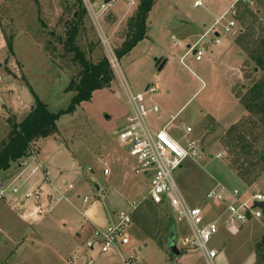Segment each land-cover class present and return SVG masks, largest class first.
<instances>
[{"label":"rangeland","instance_id":"obj_1","mask_svg":"<svg viewBox=\"0 0 264 264\" xmlns=\"http://www.w3.org/2000/svg\"><path fill=\"white\" fill-rule=\"evenodd\" d=\"M137 1L0 0V148L8 133V118L23 121L35 98L54 114L70 104L74 93L66 89L71 80H78L80 72L64 46L73 28L77 26L75 46L87 61L108 60L110 52L115 57L133 35L134 18H130L136 14ZM195 1L158 0L148 15L147 38L119 57L117 66L131 93H143L148 85H155L159 94L146 100L169 102L173 114L182 108L171 124V134L178 137L181 134L175 129L189 125L203 155L186 162L176 181L191 205L202 206L205 194L217 184L247 192L264 190V71L256 61L262 53L264 0H258L254 10L236 7L235 20L241 32L226 40L212 73L206 69L203 75L196 67L203 63L187 59L188 70L178 60L185 46L213 24L227 2L199 0L203 6L195 8ZM248 10L258 13L250 16ZM160 58L168 64L160 74H154V59ZM22 87L30 90V106L20 101ZM126 111L121 84L113 73L109 87L95 92L90 102L80 104L72 114L59 117L56 137L42 139L33 148L47 172V181L40 185V201L30 205L34 215L23 222L17 202L10 207L8 198L24 199L41 174L29 178L15 194L12 188L5 190L6 199L0 200V264H66L74 252L82 251L88 233L81 231V225H86L81 212L98 203L100 211L109 198L125 193L124 203L110 210H127L128 204L139 203L128 230L129 245L120 249V255L92 253L94 264H121L132 255L138 264H205L199 253L181 251L180 241L189 234L180 226H176L180 257L168 254L171 214L163 203L145 199V183L133 174L131 157L116 136ZM147 121L152 131L161 126L151 118ZM20 163L23 166L25 160ZM18 167L12 165L8 174H0L4 187L6 180L19 172ZM106 183L113 191L107 190ZM85 197L87 203L83 204ZM44 204L48 208L42 212L40 205ZM213 213L206 208V219ZM263 235L264 219L232 238L220 233L211 243L218 252L213 264H255V245Z\"/></svg>","mask_w":264,"mask_h":264},{"label":"built area","instance_id":"obj_2","mask_svg":"<svg viewBox=\"0 0 264 264\" xmlns=\"http://www.w3.org/2000/svg\"><path fill=\"white\" fill-rule=\"evenodd\" d=\"M101 1L105 2L106 0ZM123 1L132 3L134 0ZM257 2L258 0H234L230 9L215 20L195 43L185 46V53L180 62L182 63L187 57H191L196 62L201 61L207 49L205 38L210 36L212 40L209 43L218 45L220 35L232 34L237 28L236 7L241 5L254 10ZM193 6L195 8L202 7V3L196 1ZM100 39L108 45L106 39L101 37ZM108 62L121 84L129 110L124 124L116 132V136L120 145L131 157L133 174L145 183L143 187L146 193L145 199L154 203H163L169 210L175 227L180 226L188 231V237L180 241L181 251H195L199 253L205 264H213L218 252L211 247V243L220 232L231 237L238 236L247 225L259 223L264 219L262 210L254 206L256 203H264V190L247 192L243 189L217 184L205 194L202 206L191 205L177 184L176 176L186 162L197 161L203 155L199 141L192 137V129L186 126L175 129L176 133L181 134L178 137L171 134V129L167 127L152 131L146 118L150 113L158 114L159 109L156 106L148 107L146 97L155 96L158 90L154 85H148L143 93H131L120 74L117 59L111 52ZM36 155L37 152H33V148L29 149L28 156L22 159L25 160V164L23 166L20 164L18 167L19 172L6 180V187H4L5 183H0V200L6 199L4 195L6 189L12 188V193H17L28 179L37 173H40L45 179V173ZM105 174H107L106 170ZM41 197L42 192L37 185L34 190L25 193L24 200L37 203ZM83 202H87L86 197ZM138 204L133 202L128 204L127 210L113 213L112 219L105 227H95L83 241L82 251L74 252L65 263L94 264L95 261L91 257L94 252L98 255L113 253L120 255V249L129 245L128 230L132 225V216ZM206 208L214 211L208 220L205 217ZM121 264L138 263L132 255L128 259H123Z\"/></svg>","mask_w":264,"mask_h":264},{"label":"trees","instance_id":"obj_3","mask_svg":"<svg viewBox=\"0 0 264 264\" xmlns=\"http://www.w3.org/2000/svg\"><path fill=\"white\" fill-rule=\"evenodd\" d=\"M157 1L158 0L137 1L136 14L133 19V35L121 49L115 52L117 60L119 57L128 54L137 43L146 39L148 15ZM253 13L257 14L258 10L254 12L249 10L246 11V14L250 16H252ZM242 16L239 20H242ZM76 35L77 26H75L73 31L68 35L64 45L66 50L73 54V62L80 68L78 80H71L66 89V91L74 93L70 104L65 110H60L58 113L54 114L47 109V106L43 102L35 98L34 107L23 121L16 123L9 117L7 120L8 133L0 148V174L9 171L12 165L26 158L29 154V149L34 148L38 141L48 137H56L58 134L56 123L60 116L72 114L77 106L82 103L90 102L95 92L109 87L113 72L108 60L102 58L97 64H92L87 61L84 54L75 46ZM260 47L262 48V53L257 57L256 61L257 66L264 71V35L260 40ZM7 49L8 52H11L10 40L7 42ZM25 85L28 87L27 84ZM249 94H251V92ZM245 109L247 111L249 110L246 106ZM238 176L243 180V174L239 173ZM173 224L174 222L171 217V226ZM254 251L256 257L255 264H264V235L255 245Z\"/></svg>","mask_w":264,"mask_h":264},{"label":"crops","instance_id":"obj_4","mask_svg":"<svg viewBox=\"0 0 264 264\" xmlns=\"http://www.w3.org/2000/svg\"><path fill=\"white\" fill-rule=\"evenodd\" d=\"M196 1H199V0H196ZM195 1V2H196ZM226 2H227V5L226 6H224V7H222L221 8V12H220V14H219V16L217 17V18H215V20H217L221 15H223L226 11H228L229 9H230V6L232 5V3H233V1L234 0H232V2H231V0H225ZM199 2H201V1H199ZM194 4V3H193ZM203 6V5H202ZM132 18H134V17H131L130 19H132ZM214 20V21H215ZM112 26H113V24H112ZM111 26V27H112ZM202 28L203 29H205L206 28V26L204 25V26H202ZM207 29V28H206ZM206 29H205V31H206ZM115 30V29H114ZM112 31V34L113 33H115V31ZM239 29H237L236 28V30H234L233 31V33L232 34H229V35H226V36H222V35H220L219 36V38H220V43L218 44V45H213V44H211V43H209L211 40H212V38L210 37V36H207L206 38H205V41H206V43H207V49H206V51H205V54H204V56H203V58H202V60L201 61H199V62H196V61H194V59H192L191 57H187V58H185L184 60H183V62L181 63L180 62V60H181V58L184 56V54L179 58V60H178V62L180 63V65L182 66V67H184V68H186V69H188V67H187V65L185 64V61L187 60V59H189L190 61H192L193 63L195 62V64H198V65H200V63H203V66H196L197 67V69L202 73V75L204 74V70H206L207 69V71L209 72V74H210V72H211V70L214 68V62L216 61V59L219 57V54H220V52H221V50H222V48H223V46L225 45V42H226V40H228L235 32H240V31H238ZM205 31L203 32V33H201V34H199L198 36H197V38H196V40L193 42V43H195L204 33H205ZM114 35V34H113ZM147 38V37H146ZM192 43V44H193ZM192 44H187V45H192ZM175 46H176V44H174ZM178 45H181V43H179ZM161 64H163V67H162V69H161V71L160 72H158V70H157V68L161 65ZM167 64H168V60L167 59H163V58H160L159 60H155L154 59V65H153V72H154V74H160L165 68H166V66H167ZM210 68V69H209ZM189 70V69H188ZM212 73V72H211ZM155 80H158L157 79V77H156V79ZM211 81H212V77H211V79H210ZM155 86V85H154ZM157 89V88H156ZM158 90V89H157ZM139 94V93H138ZM157 94H159V91H157ZM156 94V95H157ZM155 95V96H156ZM125 99V98H124ZM146 104H147V106L148 107H151V106H156V107H158V109H159V112H158V114H153V113H150V114H148V116H147V118H146V122H148L147 121V119H149V118H151V120H153V121H156V122H160L161 123V126L159 127V129H157V130H160V129H162V128H164V127H167L168 129H170V127H171V124H172V122L174 121V118L178 115V113L182 110V108H180L178 111H176L175 112V114H173L174 113V110L173 111H170V104H169V102L167 103V102H165V101H161V102H159L158 103V100L156 99V100H146ZM127 106V105H126ZM28 111L30 112V109H28ZM29 112H28V114H29ZM27 114V115H28ZM128 114H129V110H128V107H127V111H126V113H125V115H124V117H123V123H122V125L124 124V122H125V119L127 118V116H128ZM109 119V118H108ZM171 121V122H170ZM148 126H149V124H148ZM186 127H189V125H187ZM149 128L151 129V126H149ZM156 130V131H157ZM41 141V140H40ZM40 141H38L36 144H35V146L37 145L38 146V143L40 142ZM37 151H38V149H37ZM114 159V158H113ZM21 162V160L19 161V162H17L15 165H17L18 164V166H19V164H21L20 163ZM115 162H117L116 164H119V161L118 160H116ZM11 170V169H10ZM10 170L9 171H7L6 173L8 174L9 172H10ZM42 170H43V172L45 173V179H43V176H40V178H39V181H38V183H37V185L40 187V185H41V183L44 181V182H46L47 181V172L43 169V167H42ZM2 174H4V173H2ZM14 174V173H13ZM38 174V173H37ZM37 174H35V175H37ZM34 175V176H35ZM33 176V177H34ZM32 178V177H31ZM28 181H29V179H28ZM27 181V182H28ZM107 184V183H106ZM36 185V186H37ZM108 186H109V184H107V190L108 191H110L111 192V190L113 191V186L111 187V186H109V188H108ZM224 186H227V187H229V188H231L230 186H228L227 184H224ZM233 186V185H232ZM23 188V187H22ZM96 188V187H95ZM142 189H143V187H142ZM239 189V188H238ZM240 189H243V188H240ZM243 190H245V189H243ZM21 191V190H20ZM105 195H107V192H105L101 197H104ZM126 195V193L125 194H122V196L123 197H116V198H114V199H112V198H109L108 200V202H107V206L106 207H103V209L102 210H100L99 211V209H101L102 207H101V205H99V203H98V206H91L90 208H86V209H84V211L83 212H81V216H82V218H83V220H84V222H85V224L86 225H81V231L82 232H86L87 230H88V233L86 232V236L84 237V239L83 240H85L89 235H90V233H91V231L95 228V227H98V228H103V227H105L107 224H108V222L112 219V214L113 213H115L113 210H110V208H113L114 206H116V205H118V204H121V203H124V201H123V199H124V196ZM109 197V196H108ZM106 199V198H105ZM104 199V200H105ZM50 200H51V198L50 197H48V201L50 202ZM57 200V199H56ZM100 200H101V198H100ZM8 201L10 202V207H14V206H12L13 204H15L16 202H17V204H18V206H19V208L21 209V222H23L22 220H27L30 216H32V215H34L33 214V212H32V210H33V208H31L30 207V205H33V204H35V202H33V201H26V200H24V199H21V198H16V197H11V198H8ZM40 201V200H39ZM103 201V200H102ZM29 203H31V204H29ZM82 203L83 204H86V203H84L83 201H82ZM37 204V203H36ZM41 206V208H43V210H42V212L46 209V208H48V206L46 205V204H44V205H40ZM109 206H111V207H109ZM33 207V206H32ZM35 209V208H34ZM120 211V210H119ZM41 213V212H40ZM36 216V220L38 219V217L39 216H37V215H35ZM31 218V217H30ZM36 220H35V223H36ZM35 223H34V226H35ZM260 223V222H259ZM259 223H252V224H249V225H247L246 227H244V229H243V231H245L247 228H249L250 226H252V225H254V224H259ZM243 231L241 232V233H243ZM220 233H223V232H220ZM240 233V234H241ZM223 234H225V233H223ZM227 235V234H226ZM76 236H77V238L78 239H81V235L80 234H76ZM228 236V235H227ZM230 238H232L231 236H229ZM82 243H83V241H82ZM67 257H69V256H67ZM67 259V258H66Z\"/></svg>","mask_w":264,"mask_h":264},{"label":"water","instance_id":"obj_5","mask_svg":"<svg viewBox=\"0 0 264 264\" xmlns=\"http://www.w3.org/2000/svg\"><path fill=\"white\" fill-rule=\"evenodd\" d=\"M109 2H110V0H106L105 4H108ZM162 67H163V64H161L157 68L158 72L161 71ZM20 101L25 106H30L33 103V98L31 97L29 91L25 87L21 88ZM254 206L258 207V208H260L262 210V214H263V217H264V203H256ZM168 234H169V236H168V238L166 240V250H167L168 254L171 257H173L175 259H178L180 257L181 253H180V251L177 248L175 224H173L171 226V228L169 229Z\"/></svg>","mask_w":264,"mask_h":264}]
</instances>
